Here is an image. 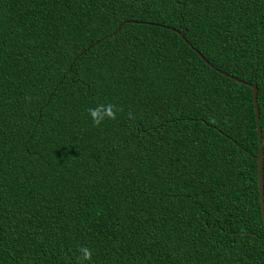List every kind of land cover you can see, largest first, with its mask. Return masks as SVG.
<instances>
[{
  "label": "trees",
  "instance_id": "trees-1",
  "mask_svg": "<svg viewBox=\"0 0 264 264\" xmlns=\"http://www.w3.org/2000/svg\"><path fill=\"white\" fill-rule=\"evenodd\" d=\"M192 49L256 87L264 198V0H0V264H264L251 89Z\"/></svg>",
  "mask_w": 264,
  "mask_h": 264
},
{
  "label": "water",
  "instance_id": "water-1",
  "mask_svg": "<svg viewBox=\"0 0 264 264\" xmlns=\"http://www.w3.org/2000/svg\"><path fill=\"white\" fill-rule=\"evenodd\" d=\"M161 27V26H159ZM162 29H168L166 27H161ZM119 27L116 29L118 30ZM173 32H175L172 29H169ZM178 37L187 45L188 43L185 41L183 38V35L181 32H175ZM192 51L197 55V57L205 64L207 65L212 71L217 72L221 76L228 78L232 80L235 83H238L240 85H244L248 88L251 89V100H252V107H253V113H254V124H255V133H256V142H257V153L255 156V163H256V187H257V194H258V202H259V212H260V219H261V224H262V229H263V241H264V198H263V191H262V148H261V133H260V128L258 124V110H257V105H256V87L254 85L246 84L243 83L233 77H230L222 72L217 71L214 67L210 66L203 58L202 56L192 49Z\"/></svg>",
  "mask_w": 264,
  "mask_h": 264
},
{
  "label": "clouds",
  "instance_id": "clouds-1",
  "mask_svg": "<svg viewBox=\"0 0 264 264\" xmlns=\"http://www.w3.org/2000/svg\"><path fill=\"white\" fill-rule=\"evenodd\" d=\"M122 109L115 106L112 103L107 104H99L94 108H88L87 112L92 120V124L94 127H100L105 120H115L117 118V113L121 112ZM129 119H133L131 113H129ZM80 256V264H83V261H91L92 259V251L88 247H82L79 249Z\"/></svg>",
  "mask_w": 264,
  "mask_h": 264
}]
</instances>
